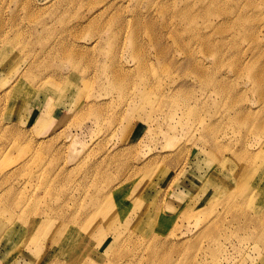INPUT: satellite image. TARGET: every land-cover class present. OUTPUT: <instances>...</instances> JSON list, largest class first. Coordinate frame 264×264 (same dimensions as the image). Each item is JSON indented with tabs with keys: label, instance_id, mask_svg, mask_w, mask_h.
Here are the masks:
<instances>
[{
	"label": "rangeland",
	"instance_id": "374dc122",
	"mask_svg": "<svg viewBox=\"0 0 264 264\" xmlns=\"http://www.w3.org/2000/svg\"><path fill=\"white\" fill-rule=\"evenodd\" d=\"M262 79L264 0H0V264H170L182 243L173 264H264L227 224L201 233L231 191L264 194ZM105 205L83 259L29 229Z\"/></svg>",
	"mask_w": 264,
	"mask_h": 264
},
{
	"label": "bare ground",
	"instance_id": "6f19581e",
	"mask_svg": "<svg viewBox=\"0 0 264 264\" xmlns=\"http://www.w3.org/2000/svg\"><path fill=\"white\" fill-rule=\"evenodd\" d=\"M240 16H241V14H239V17ZM189 60L191 61V55L189 56ZM190 61H189V64H190ZM197 67L199 68L200 66H197ZM240 69H245V68H237V71H239ZM198 70L200 71L201 74H205V69L203 70V68H199ZM259 76L260 75L257 74L256 78H259ZM262 80H263L262 83H263V86H264V79H262ZM218 85H219L218 87H219L220 91H222L221 85L220 84H218ZM174 90L175 89L173 87H171L167 91H165L163 93L162 100L165 101L169 97L177 96V95L180 94V93H178L179 92L178 89H176L175 92H174ZM263 91H264L263 87L260 86L259 87V92H263ZM179 108H182V109L185 110V109H187V106H185L184 104H181V103L174 104V105H172L170 107V111L171 112H175ZM252 114L253 113H251V115ZM168 116H169L168 118L171 121L176 120V118H174L173 115H168ZM261 116H262L260 118V121H262L261 126L264 127V113ZM256 118H258V116H256ZM169 127L171 129H175L176 128V124H174V122H172V124H169ZM209 127L210 126H207V124H206L204 126V131H207V128H209ZM237 157L239 158V160L241 162H237V163L233 162L232 164L236 168H239L238 175L242 176L243 172L250 171L251 164L249 162H246L247 160L244 161L246 159V154H244L243 151L240 152ZM228 161L229 160L226 157H223V162L224 163L228 162ZM243 176H244V174H243ZM244 181H245V179H244ZM244 190L245 189H244V186H243L242 187V191L240 189H238V191H236V190L231 191L230 195L227 197V200H226V203L228 201L230 206L228 207V209H226V211H224L222 213L223 214L222 215L223 219H216V220H213V221L208 222L207 224L203 225V232H201V233L204 236L207 232H209L210 230L214 229L218 225L223 226V225L227 224L230 227L235 228V230L238 232L237 237H238V239L240 240V242L242 244H244L245 241H247V244L250 241H254V243L256 244V245L254 244V246H253V250L254 251L258 250V247L264 249V194L261 195V193H259L258 198L257 197L254 198V196L252 194L244 193L245 192ZM109 211L110 210H109L108 206H106V205L102 206L100 209L95 210L94 212L88 213L85 217L79 218L78 219V226L75 225L74 227H69V226H64L62 224L63 228L62 229L61 228H57L54 232H51L50 229H49V226H48L49 223H50L49 221L46 222L44 220L43 221L40 220V221L34 222L32 224H28V225L30 227L29 229L31 230V232L34 231L37 235H42V233H43L46 238L47 237H49V238L50 237L57 238L61 234V236L58 238L57 245L59 243V245L65 244V246H70L71 248L68 249V252H70V254L73 256L74 259H78L79 260V259H83L85 257V254L82 252L81 247L83 245V242L86 239V236L81 237V235H82L81 233L85 232V230H87L89 233H91V234L94 233L96 235L97 232H96L95 229L97 228V226L103 221H104L105 224H107V214L109 213ZM211 211H213V210H211ZM49 213L53 214L54 218L57 219L61 223H63L65 221V219H66L65 209H64L63 205H61L60 207H56V208H54L52 206L51 211ZM115 213L117 214L119 219L120 218H125V221L123 222V225L128 224V220L129 219H127V215L125 213H121L120 210H115ZM23 214H25V213H23ZM159 228L163 229V226L159 225L158 229ZM107 231L110 234V232H112L113 229L109 228V229H107ZM107 231H106V228H105V232L102 234L101 237H99L100 238L98 240L99 244H104V242L108 241L107 238H108L109 234L107 233ZM66 233H74V235L75 236L78 235L79 238L76 239V238L70 237V239L73 238V242L68 243L70 241V239H66V241H65ZM115 233L113 231V235H111V236H113L114 238H112V240L109 242V244L105 243L104 246L109 248L113 242H116V240H118V238L120 237V231H115ZM198 236H201V235H198ZM87 237H88V235H87ZM206 237H207V235H206ZM37 238L39 239V237H37ZM37 238H34V240H38ZM207 239H208V237H207ZM210 240L216 242V239L214 237L212 239H210ZM185 244L186 243H182L181 245H178V244L171 245V248H170L171 249V254H174V253L178 252L179 251L178 248L184 246ZM242 244H239V245L241 246ZM232 247H233V250L235 251L238 246H232ZM171 254H170V257L167 258L166 262H169L170 264H173L174 262L171 259ZM198 256H200V257L202 256L201 260H200V257H198ZM198 256L197 257L199 259L197 258L198 260H196V261H198V264H209L208 258H206L207 257V251L206 252H204V251L200 252L198 254ZM248 256L251 257L252 256L251 253ZM231 257H232L231 253H224L223 258H221V259L218 258L216 260V262L218 264H229V262L231 260Z\"/></svg>",
	"mask_w": 264,
	"mask_h": 264
}]
</instances>
